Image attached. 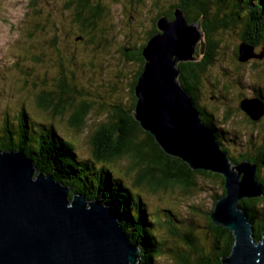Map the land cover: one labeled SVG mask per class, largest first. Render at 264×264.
Wrapping results in <instances>:
<instances>
[{
    "label": "trees",
    "instance_id": "obj_1",
    "mask_svg": "<svg viewBox=\"0 0 264 264\" xmlns=\"http://www.w3.org/2000/svg\"><path fill=\"white\" fill-rule=\"evenodd\" d=\"M28 5L31 11L22 29L29 35L24 34L30 42L31 61L24 58V68L19 66L21 79L26 77L21 94L44 119L29 114L31 108L25 103L13 116L4 112L0 151L25 153L40 173L69 186L71 199L78 193L106 206L139 248L143 264H158L164 255L171 264H223L221 257L230 254L234 234L212 221L214 208L207 201L216 204L226 194L224 176L192 169L182 158L165 152L132 113L138 101L135 89L146 63L144 47L159 32L158 20L162 16L174 20L175 9L180 8L188 24L201 20L204 34L202 57L178 65L180 72L193 71L192 77L182 74L178 80L202 122L221 143L225 134L219 128L222 122L243 118V127L259 130L264 141V115L253 118L242 106L254 95L264 101L262 87L257 86L253 95L238 98L247 113L240 117L234 116L232 109L223 111L225 105L218 99L205 100L218 96L219 91L226 95L233 91L220 69L213 71L225 51L232 52V58L241 64L251 60L240 58L242 44L264 51V0H30ZM116 12L119 19L114 18ZM231 30L240 37L234 45L226 37ZM197 46L201 50V42ZM13 56L17 60L11 67L17 70L22 62ZM10 75L8 70L7 78ZM206 83L215 88L208 96ZM61 126L85 135L87 157L59 133L56 127ZM263 145L255 152L233 151L229 157L234 164L256 162L257 178L264 187ZM140 191L173 196L185 203L186 211L181 213L174 203L152 211ZM262 192L239 201L251 222L255 242L264 235V189ZM202 193L207 194L206 200H200ZM158 225L164 230L156 231Z\"/></svg>",
    "mask_w": 264,
    "mask_h": 264
},
{
    "label": "water",
    "instance_id": "obj_2",
    "mask_svg": "<svg viewBox=\"0 0 264 264\" xmlns=\"http://www.w3.org/2000/svg\"><path fill=\"white\" fill-rule=\"evenodd\" d=\"M159 32L144 47V71L135 89L134 113L163 150L189 163L192 169L211 170L224 176L226 194L210 214L212 221L230 229L234 244L226 264H264V235L255 242L243 198L263 195L257 165L247 160L232 163L211 127L204 124L178 80V63L196 60L201 42V20L188 24L180 8L175 19L162 16ZM248 50V53L246 51ZM242 61L263 58L254 46H240ZM253 118L264 115V101L242 103ZM34 161L19 150L0 151V264H143L114 214L98 200H87L53 176L38 174Z\"/></svg>",
    "mask_w": 264,
    "mask_h": 264
},
{
    "label": "rangeland",
    "instance_id": "obj_3",
    "mask_svg": "<svg viewBox=\"0 0 264 264\" xmlns=\"http://www.w3.org/2000/svg\"><path fill=\"white\" fill-rule=\"evenodd\" d=\"M29 2L30 0H0V93L3 91V93L0 94V120L4 112L9 111L12 113L19 109L24 103L26 106L31 108V104L27 96H23L21 94L23 92L26 77H23L21 79V74L23 73L20 72L21 69L19 68V66L23 67V61H25L26 59V61H31V49H29L30 42H28L25 38V35L27 37H29V35L27 32L24 33V29H22L26 26V23H28V13L29 11H31L28 7ZM115 14L116 15L114 18L119 19L120 15H118L117 12ZM232 32L233 33L227 34L226 37L227 41L230 44L232 43V45H234V43L239 42L240 37L236 34V31ZM20 38L22 48L20 46ZM255 52L261 53L258 51V48H255ZM246 53H248V50L246 51ZM14 54L19 57V62H22L18 64L17 70H14L11 67L13 62L17 60V58L13 56ZM21 56H23V59H21ZM2 59H4V61L6 62H4ZM255 63L257 64L255 65ZM5 64H9L10 68ZM219 69L223 77L229 79L230 85L233 89V91L229 92L228 95H226L227 92L219 91L220 97L222 95H226L225 98H231V100L238 101V98L241 97V94L248 96L255 94L256 91L254 89H256L257 86L262 87L264 90V57L261 59L251 58L248 64H241V60L238 61L237 58H235V60L232 58V52L225 51L224 54L218 58V61L213 67V71L215 73H218ZM226 69H228L227 75H225ZM8 70L11 75L7 78ZM230 70L232 71L230 72ZM204 87L206 89V92H208L207 96L212 94L211 92L215 89L208 83H206ZM16 89H20L21 92ZM207 98L209 97H206L205 100ZM223 102L225 101L222 100V104ZM30 113L38 120L44 119L43 117H41V115L38 114V112L34 111L32 108L31 112L29 111V114ZM13 115L14 113L11 114V116ZM237 123L241 127V122L239 120L237 121ZM56 129L61 135L68 137L74 142V144L77 146L78 152L82 156H88L89 148L86 143V137L83 133H74L72 132V130L68 129V127L64 126L56 127ZM243 130L253 131L254 129H251L249 127H241V131ZM258 132L260 134V138L262 139L263 137L259 130ZM231 146L236 147V149H233L232 151L241 150L242 153H245V151L241 149L242 147H240L239 145L232 144ZM261 170L264 174V165ZM39 173L40 171L36 169V175H38ZM142 192L143 191H140V193ZM206 195V193H202L200 195V200H206ZM142 196L144 201L148 203L152 211L171 205V203L176 204V208L178 207V210L181 213H185L186 211L185 203H183L182 200H176L173 196L168 195L167 197H162L157 193L146 192H143ZM207 202L209 203L208 206L214 208L215 204L212 203L211 200H208ZM160 229L164 230L163 227L158 225L156 231H159ZM158 264H171V260L168 256L164 255L159 258Z\"/></svg>",
    "mask_w": 264,
    "mask_h": 264
},
{
    "label": "flooded vegetation",
    "instance_id": "obj_4",
    "mask_svg": "<svg viewBox=\"0 0 264 264\" xmlns=\"http://www.w3.org/2000/svg\"><path fill=\"white\" fill-rule=\"evenodd\" d=\"M51 10H54L53 7L51 8ZM68 17V15H67ZM159 31V30H158ZM148 42V41H147ZM147 44V43H146ZM199 48V46H197L196 50H195V57L200 59L202 57V54L200 53V49L197 50ZM200 53V54H199ZM196 59V60H198ZM191 61L193 60H186L184 63H182L181 61L178 63L179 66L188 63H191ZM190 69V68H189ZM192 73L193 71L191 70H181L179 77H181L182 74H189L192 77ZM182 78V77H181ZM190 78V77H189ZM185 80H189L188 78H185ZM226 96H222V98L215 95L210 96V100L212 101H216L217 99L219 100V103L222 102V100H224L225 102H223V105H225L223 109V111L226 110H231L234 114V116H242V115H247L246 111H242V107L240 106V99L237 100H231V98H225ZM254 97H256L254 95ZM208 102V101H207ZM228 103H232V104H228ZM227 104V105H226ZM223 116H225L223 114ZM231 116V115H229ZM228 116V118H229ZM238 117V118H239ZM236 118V117H235ZM230 120V121H228ZM237 120L241 121V127L244 126V119L241 118L240 119H233V118H229L227 119L225 122L223 121L221 124V127H219L220 129L222 128L225 132L224 134V138H222V147H224V150H226L228 152V154L230 155L233 151V149H236V147H232L231 145H239L240 147H242L241 149H243L245 151V153L247 152H254L256 150H258L257 148L260 147L262 145V143L264 142L259 136H258V131L257 130H253V131H246L243 130L241 131V127L238 125V123L236 122ZM230 125L232 126H238V127H230ZM229 126V127H227ZM246 127V126H245ZM255 132V136H251L253 133ZM240 134H241V139H240ZM261 140V141H260ZM227 148V149H226ZM238 153L244 154L240 151H237ZM258 169V168H257Z\"/></svg>",
    "mask_w": 264,
    "mask_h": 264
},
{
    "label": "bare ground",
    "instance_id": "obj_5",
    "mask_svg": "<svg viewBox=\"0 0 264 264\" xmlns=\"http://www.w3.org/2000/svg\"><path fill=\"white\" fill-rule=\"evenodd\" d=\"M21 153H22V152H21ZM23 154L25 155V153H23ZM25 156H27V155H25ZM34 167H35V166H34ZM41 174H42V173H41ZM37 176H38V175H36V174H35V176H34V177H35V178H37Z\"/></svg>",
    "mask_w": 264,
    "mask_h": 264
},
{
    "label": "clouds",
    "instance_id": "obj_6",
    "mask_svg": "<svg viewBox=\"0 0 264 264\" xmlns=\"http://www.w3.org/2000/svg\"><path fill=\"white\" fill-rule=\"evenodd\" d=\"M254 98V97H253ZM263 189H264V187H263Z\"/></svg>",
    "mask_w": 264,
    "mask_h": 264
}]
</instances>
